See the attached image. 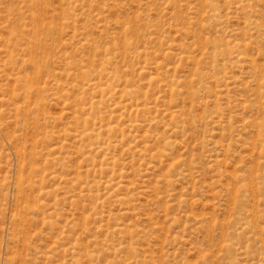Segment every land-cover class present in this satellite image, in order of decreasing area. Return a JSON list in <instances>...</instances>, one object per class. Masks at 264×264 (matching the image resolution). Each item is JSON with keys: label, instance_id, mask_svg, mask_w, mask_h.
<instances>
[{"label": "rangeland", "instance_id": "374dc122", "mask_svg": "<svg viewBox=\"0 0 264 264\" xmlns=\"http://www.w3.org/2000/svg\"><path fill=\"white\" fill-rule=\"evenodd\" d=\"M0 264H264V0H0Z\"/></svg>", "mask_w": 264, "mask_h": 264}]
</instances>
